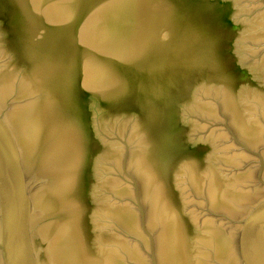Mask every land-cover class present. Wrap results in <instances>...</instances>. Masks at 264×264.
<instances>
[{"label": "water", "instance_id": "water-1", "mask_svg": "<svg viewBox=\"0 0 264 264\" xmlns=\"http://www.w3.org/2000/svg\"><path fill=\"white\" fill-rule=\"evenodd\" d=\"M0 264H264V0H0Z\"/></svg>", "mask_w": 264, "mask_h": 264}]
</instances>
